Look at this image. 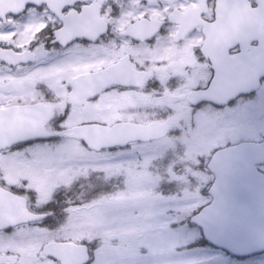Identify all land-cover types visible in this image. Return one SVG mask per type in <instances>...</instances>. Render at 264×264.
I'll return each instance as SVG.
<instances>
[{"label":"flooded vegetation","instance_id":"af4514ba","mask_svg":"<svg viewBox=\"0 0 264 264\" xmlns=\"http://www.w3.org/2000/svg\"><path fill=\"white\" fill-rule=\"evenodd\" d=\"M41 1L0 14V188L13 195L12 209L36 216L0 234L90 233L79 222L93 199L86 182L55 177L49 184L39 175L32 181L4 163L65 141L91 153L162 146L164 158L172 156L163 170H176L168 168L172 180L156 196L183 197L199 176L195 195L205 201L186 217L193 227L190 218L211 201L213 156L264 140V131L253 138L248 132L252 109L264 108V0H228L226 14L218 12L219 0ZM218 21L227 28L212 30ZM113 126L136 138L101 151L86 145ZM156 229L148 224L141 232L149 237ZM52 241L91 254L87 241L51 239L36 253L43 263L60 264L44 252ZM18 256L0 253V264Z\"/></svg>","mask_w":264,"mask_h":264},{"label":"rangeland","instance_id":"374dc122","mask_svg":"<svg viewBox=\"0 0 264 264\" xmlns=\"http://www.w3.org/2000/svg\"><path fill=\"white\" fill-rule=\"evenodd\" d=\"M263 114L264 108L252 109L250 137L263 133ZM237 118L235 115V135L241 127ZM38 148L26 158H4V163L10 164L17 175L30 176L32 181H38L39 175L49 184L55 177L86 182L93 199L80 212L83 216L79 222L89 224L90 233L79 234L75 230L70 236L0 234V253L19 254L14 264H46L36 253L42 243L51 239L91 243L90 264H264V253L236 258L204 245L198 229L187 223L189 213L205 201L195 195V179L199 176L193 175L194 182L187 184L183 197L156 196L158 186L172 180L168 168L176 170L170 166L163 170L172 156L164 158L162 146L91 153L76 142L65 141ZM176 173L179 179H184L181 173ZM137 212L149 215V221L138 218ZM148 224L157 229L146 237L141 229Z\"/></svg>","mask_w":264,"mask_h":264},{"label":"water","instance_id":"95a60500","mask_svg":"<svg viewBox=\"0 0 264 264\" xmlns=\"http://www.w3.org/2000/svg\"><path fill=\"white\" fill-rule=\"evenodd\" d=\"M26 2L42 1L0 0V14L15 11ZM228 3V0H219L218 12L226 14ZM6 5L9 7H4ZM217 26L227 28L218 21L212 25V30ZM209 34L207 41L211 42L213 33ZM257 52L259 49L254 53ZM131 132V129L113 126L104 131L105 137L85 139V142L95 150L111 148L136 138ZM258 164H264V141L241 144L217 153L210 164L216 175L209 191L212 201L191 219L213 246L235 256L264 252V172L257 169ZM13 201L11 194L0 189V228L36 218L12 209ZM45 252L58 258L61 264H85L89 259L85 246L71 243L52 242L46 245Z\"/></svg>","mask_w":264,"mask_h":264}]
</instances>
